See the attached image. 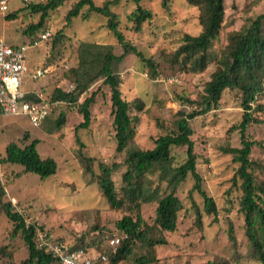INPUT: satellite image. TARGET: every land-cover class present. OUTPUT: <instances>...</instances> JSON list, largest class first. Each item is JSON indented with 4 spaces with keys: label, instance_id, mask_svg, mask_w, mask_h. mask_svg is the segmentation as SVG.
<instances>
[{
    "label": "rangeland",
    "instance_id": "374dc122",
    "mask_svg": "<svg viewBox=\"0 0 264 264\" xmlns=\"http://www.w3.org/2000/svg\"><path fill=\"white\" fill-rule=\"evenodd\" d=\"M46 1L38 0V3ZM77 1L68 0L49 11L43 25L35 29L30 26L38 23L40 14H32L19 0L10 1L11 10L23 9L16 14L15 20L0 21V36L9 45H29L25 54L30 73L38 69L48 71L36 80L27 74L24 89L38 91L48 98L55 89L74 86V77L69 71L78 66L81 42L111 46L114 55H122V47L107 29L104 16L87 13V8H83L78 17L66 21L68 11ZM92 1L96 6H102L112 0ZM161 2L142 0L139 3L152 18L143 23L138 32L131 30L132 23L128 20L136 8L134 3L122 0L111 7L118 16V28L125 40L154 64L152 71L137 56L128 54L112 67L121 79L122 99L140 104L138 111L131 108V115L137 120L129 149L150 150L159 136L175 131L177 113L191 111V106L182 99L200 98L216 68L212 63L203 71L193 73L172 58L184 35L197 36L201 32L200 10L186 0H170L168 9H164ZM261 13H264V0H227L217 52L225 47L229 33L240 30ZM45 31H49L51 37L40 42L39 36ZM92 93L96 95L89 107V125L86 129L77 128L83 122L79 106ZM257 104L260 111L256 110ZM251 107L253 117L260 122L249 125L245 136L252 142L249 159L254 166V176L260 181L264 179V171L258 168L264 167V98H258ZM111 111L110 90L100 79L81 93L75 104L55 106L40 126L31 125L21 114L0 117V159L9 143L23 147L38 139L36 149L40 157L53 159L58 168L55 175L40 179L35 174L24 173L18 164L0 163L3 201L15 204L13 209L22 212L26 223L55 238L79 243L88 239L95 227L109 235L119 233L116 223L125 215L134 214V206L126 200L118 210L109 208L98 190L96 178L85 171L77 155L81 151L91 159V168L96 175L101 163L119 164L111 178L117 197H122L125 153H116ZM60 113L65 115V122L57 129L55 120ZM242 113L241 93L227 89L215 109L189 121L201 189L213 200L217 214L204 212V199L198 192H191L194 179L188 175L176 191L183 204L178 213L177 228L172 233H162L167 244L155 248L157 261L152 264H259L247 255L244 219L239 212L241 181L233 182L238 165L232 162L231 155L223 152L227 147H241L239 130L232 127L240 123ZM25 133L28 134L27 141L23 140ZM171 157L173 166L182 164L186 160V148H172ZM149 180L152 189L163 190L165 184L159 180L158 173L149 176ZM156 199L152 196L139 203L138 212L149 227L153 224ZM196 211L200 213V220L196 218ZM230 226L237 241L235 247L228 240ZM11 230L12 223L0 211V264H22L28 257L22 237H11ZM131 250L120 264H135V259L145 254V247L139 242H133Z\"/></svg>",
    "mask_w": 264,
    "mask_h": 264
},
{
    "label": "trees",
    "instance_id": "16d2710c",
    "mask_svg": "<svg viewBox=\"0 0 264 264\" xmlns=\"http://www.w3.org/2000/svg\"><path fill=\"white\" fill-rule=\"evenodd\" d=\"M68 0H47L45 3L28 4L32 14H40L39 21L30 28L43 25L49 11L61 7ZM122 0L106 1L102 6H96L92 0H78L66 15V21L80 15L83 8L87 13L104 16L106 27L122 47L120 56L113 54L112 47L106 45L88 44L81 42L78 47V66L70 69L74 77L73 90L66 93L62 89H55L48 97L50 102H63L75 104L78 96L86 91L94 82L103 79V84L110 90L111 112L113 128L115 131L116 153L124 154L125 171L121 182L123 195L117 197L112 173L119 168V164L110 166L99 164L98 175L91 168V159L86 158L81 151L78 157L84 164L85 171L97 180L98 190L105 198L109 208L118 210L124 200L132 204L136 211L122 217L117 223L118 232L127 236L118 245L108 244V232L95 227L88 239L81 242L74 241L73 248L83 247L93 250L97 255L106 257L107 264H120L131 254V244L139 242L145 247V254L135 259V264H152L155 258V248L167 244L162 233H172L177 228L178 213L183 209L182 202L177 198L176 191L179 185L190 175L194 179L192 191L198 192L204 199L203 210L206 214H217L213 200L207 197L201 189V178L196 171V157L194 144L191 140L193 134L189 121L203 116L215 109L224 90H238L241 93V107L243 109L241 121L232 129L239 130L241 147L224 148L223 152L232 157V162L238 165L233 176L241 181V196L239 199V212L244 219V236L247 243V255L259 264H264V179L258 181L254 176V166L249 159L252 142L245 136L247 127L259 123V119L252 115V103L258 98H264V13L257 15L248 25L240 30L229 33L227 43L220 53L216 48L219 43V34L223 27L225 15V2L227 0H186L191 6L200 10L201 32L197 36L184 35L182 44L172 58L182 64L188 71L201 72L209 64L216 68L205 84L203 94L196 100L182 99V102L191 106L189 113L179 111L175 121V131L159 136L150 150L129 149L128 146L134 137V123L137 117L131 115V108L140 110V104L128 103L121 97V79L112 67L120 63L124 56L133 54L143 61L148 68L154 71V64L145 59L135 47L131 46L118 28V16L111 11V7ZM136 5L134 11L128 16L132 23L131 30L138 32L142 24L152 18V14L143 9L139 3L142 0H125ZM170 0H162L164 9H168ZM11 11L7 19L15 20L21 9ZM6 21V20H5ZM96 93H92L79 106L83 122L77 128L86 129L90 122L89 107L94 102ZM26 100H36L28 95ZM55 108V107H54ZM260 111V105H256ZM256 111V112H257ZM49 117V116H48ZM47 117V118H48ZM65 122V115L60 113L55 120L59 129ZM25 133L23 140L27 141ZM38 139L20 147L16 143H9L5 148V155L0 163L18 164L24 173H32L45 179L57 172V164L51 158H41L37 152ZM174 147L186 148V160L179 165H172L171 150ZM264 171V167H258ZM159 174L163 182L162 191L158 187L150 186L149 176ZM157 197V207L151 227L138 212L139 203L148 201L150 197ZM4 192L0 188V211L12 223L11 237L20 235L26 245L28 257L22 264H58L59 260L50 252L38 249L34 239L35 225L27 224L23 215L13 209L10 202L3 201ZM196 218L200 220V213L196 211ZM151 231V232H150ZM153 231H155L153 233ZM157 233V235H156ZM55 240H65L55 238ZM228 240L232 247L236 246V238L232 227L228 229Z\"/></svg>",
    "mask_w": 264,
    "mask_h": 264
},
{
    "label": "built area",
    "instance_id": "2783aa9c",
    "mask_svg": "<svg viewBox=\"0 0 264 264\" xmlns=\"http://www.w3.org/2000/svg\"><path fill=\"white\" fill-rule=\"evenodd\" d=\"M11 0H0V21L5 22L11 13ZM24 6L37 4L38 0H19ZM51 37L49 31L43 32L39 36V41L44 42ZM29 45L13 46L7 44L0 36V117L23 115L26 116L30 124L40 126L51 114L55 106L62 105L63 102H50L39 92H28L23 88L24 79L29 74L26 62V51ZM47 69H38L30 73L32 80H36L47 73ZM73 90L70 84L64 91L69 93ZM28 95H32L36 100H26ZM22 214L21 211H18ZM28 224V223H27ZM123 232L111 234L108 237L110 246L118 245L126 238ZM35 243L38 249L50 252L59 260L58 264H107L106 257L97 255L96 252L83 247L73 248L74 241L71 239L55 240L52 235L38 227H35Z\"/></svg>",
    "mask_w": 264,
    "mask_h": 264
},
{
    "label": "crops",
    "instance_id": "0c3cea01",
    "mask_svg": "<svg viewBox=\"0 0 264 264\" xmlns=\"http://www.w3.org/2000/svg\"><path fill=\"white\" fill-rule=\"evenodd\" d=\"M28 66V65H27ZM28 69H29V67H28ZM33 71H35V70H33ZM30 72V71H29ZM26 90V89H25ZM26 91H28V92H33L32 90H26ZM35 92H38V91H35ZM12 200V199H11Z\"/></svg>",
    "mask_w": 264,
    "mask_h": 264
}]
</instances>
